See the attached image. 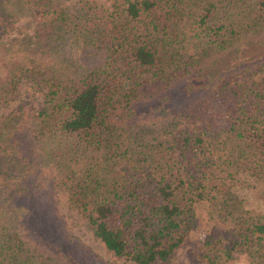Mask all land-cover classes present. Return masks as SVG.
Returning <instances> with one entry per match:
<instances>
[{
    "label": "trees",
    "instance_id": "obj_1",
    "mask_svg": "<svg viewBox=\"0 0 264 264\" xmlns=\"http://www.w3.org/2000/svg\"><path fill=\"white\" fill-rule=\"evenodd\" d=\"M263 45L264 0H0V264H65L27 240L62 222L54 184L135 264L170 260L202 201L233 225L223 258L264 264V212L232 189L264 181V76L236 72Z\"/></svg>",
    "mask_w": 264,
    "mask_h": 264
},
{
    "label": "rangeland",
    "instance_id": "obj_2",
    "mask_svg": "<svg viewBox=\"0 0 264 264\" xmlns=\"http://www.w3.org/2000/svg\"><path fill=\"white\" fill-rule=\"evenodd\" d=\"M73 1L80 0H67L68 3ZM14 33L11 37H15ZM262 47L260 58H254L249 61V64L237 67L236 72L253 71L255 74L258 72L256 77H263L264 45ZM236 62L238 61H233L232 66L236 65ZM214 88H216V83L209 92L204 90L197 94L196 98L187 100L185 109L197 102L211 101ZM23 97L32 99L31 91H25ZM241 177L242 180L233 185L232 189L243 201L245 210L255 213L264 212V181L258 180L248 173L242 174ZM39 202L43 203L42 208H47L51 213L56 210L57 215L62 219V222H55V216H50V222L53 220L55 223L53 228L51 225L47 226L49 224L43 225L45 239L28 236L27 240L32 245L38 246L42 254L54 255L65 264H135L126 257L116 256L95 237L92 229L87 225V221L79 215L76 209L69 206L66 194L56 184ZM195 217L196 222L190 229L187 239L178 247L173 257L168 261H158L154 264H250L254 260L252 257L261 253V250L253 248L252 256L251 249L237 246L238 248L231 251L232 258L225 260L219 250L227 245H232L234 239L226 238V236L230 235L228 229L234 231L233 225L226 223L223 227L221 225L215 227L219 221L211 218L207 201L197 204ZM219 224L221 223L219 222ZM211 234L221 235L209 239ZM208 240L210 242L207 243ZM230 247L232 249V246ZM213 259L214 262H211Z\"/></svg>",
    "mask_w": 264,
    "mask_h": 264
}]
</instances>
